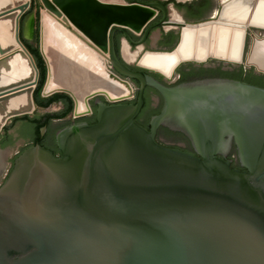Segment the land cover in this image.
Masks as SVG:
<instances>
[{"label":"water","instance_id":"obj_1","mask_svg":"<svg viewBox=\"0 0 264 264\" xmlns=\"http://www.w3.org/2000/svg\"><path fill=\"white\" fill-rule=\"evenodd\" d=\"M30 3L0 0V132L36 118L41 137L67 114L66 95L38 97L42 60L41 97L67 94L72 117L103 101L94 102V122L54 132L58 155L35 141L12 159L0 183V264H264V87L221 77L167 87L128 68L114 31L140 44L167 17L158 0H35L21 21ZM263 5L225 0L212 18L177 22L175 45L143 50L135 66L168 78L181 63L217 59L264 75L244 63L251 33L264 38L253 18ZM56 17L107 52L106 61ZM34 22L38 50L23 37ZM124 29L142 34L134 42ZM232 42L235 56L225 59L219 49ZM170 55L166 69L144 62ZM145 86L162 99L147 128L134 121ZM134 92V103L124 102ZM55 101L63 107L33 112L34 102ZM159 125L185 135L192 151L155 141ZM232 144L241 169L230 167Z\"/></svg>","mask_w":264,"mask_h":264},{"label":"flooded vegetation","instance_id":"obj_2","mask_svg":"<svg viewBox=\"0 0 264 264\" xmlns=\"http://www.w3.org/2000/svg\"><path fill=\"white\" fill-rule=\"evenodd\" d=\"M127 1L135 2V1H147V0H127ZM158 1H160L164 6H168L167 17L160 24L154 27H151L145 39L140 44L135 45L131 43V41L126 39L124 36H122V33L120 31H117V30L114 31L113 45H114L115 53L118 56V58L122 60L128 66V68L134 71H142L144 73H147L153 79H155L156 81L160 82L161 84L167 87L175 86L184 81H192V80L201 79V78H211V77L227 78L221 75L220 73H200V74L185 73L184 74L185 76L181 75L179 69L183 71H189L191 67L192 68L202 67L204 69H215L219 67L221 71H225V70L231 71L234 68L241 67L243 70H250L252 74L259 75L253 72L252 68L246 69V68H243L241 65H232L229 63H223L222 61L217 60V59H211L202 64H195L193 62L181 63L175 68L174 73L168 78H163L153 71H148V70L136 67L135 61L138 55L143 50L145 49L170 50L175 45L177 41V37H178L177 31H176V27H178V25H176L175 23L177 22L194 23V22L204 21L206 19L212 18L215 15L219 7V2H223L225 0H158ZM159 17H160V12L158 11L155 18L152 21H150L147 25L157 21ZM45 23L46 21L44 22V24ZM124 30L128 33L129 38L134 42L137 41L142 34V32L138 34H134L126 29ZM76 32L78 31L76 30ZM72 34L74 33L72 32ZM257 35H255V33H251V36H252L251 40H253V38L255 37H259L261 35L260 31L257 32ZM169 44L171 45L169 46ZM246 49H247V45L245 43L244 52L246 51ZM247 53H246V56H247ZM100 55L103 61H106V58L104 57L105 55L104 56L103 54H100ZM235 80H239V79H235ZM132 82L134 83V85L137 84L135 80H132ZM263 82H264V79H263ZM249 84L264 87V85H257L254 83H249ZM142 93H144L145 95L146 94L148 95V99H149L148 103L150 107L157 108V112L151 113L148 116L144 117L143 114L141 113V107H142L141 105L139 112L134 117V121L136 120L135 122L140 124L143 127L145 125H147L148 127L150 116L158 113L162 105V99L159 93L155 89L151 88L150 86H145L142 90ZM135 95H136V92H134V94L124 102L134 103ZM96 99L103 101V98L100 96L93 98L90 101L91 112L87 115L80 116V117H71L70 115L71 112H69V114L67 115V119L69 121L68 124L72 122H77V121H85L87 123H92L89 121L93 120L94 122V111H95L94 102ZM16 122H19V123L16 124ZM21 127H22V122L15 121L5 130H3V127H2V130L0 132V183L5 178L7 172L9 171L11 164H12V159L14 158V156H16V154H18L24 148V146L30 142L31 138L29 135L21 134L20 132ZM177 132L180 134H178ZM43 134L41 136H43ZM154 140L166 146L177 147L182 150L190 151L189 146H186L185 144V142L189 143L185 135H183L179 131L171 130L163 125H159L156 128L155 133H154ZM16 141H19V142L16 144V146L14 147V150L12 151V145H14ZM236 168L241 169V167H236Z\"/></svg>","mask_w":264,"mask_h":264},{"label":"trees","instance_id":"obj_3","mask_svg":"<svg viewBox=\"0 0 264 264\" xmlns=\"http://www.w3.org/2000/svg\"><path fill=\"white\" fill-rule=\"evenodd\" d=\"M34 3H35V1L34 0H31L30 8L23 13V15L21 17V21H22L23 17L30 12L32 5L34 6ZM36 31H37V24H36ZM35 36H36V39H37V32H36V35ZM170 45L171 44H169V46ZM24 47H25V45H24ZM35 47L38 50V47L37 46H35ZM27 51L29 52L28 49H27ZM35 65H36V63H35ZM42 66H43V79H42V82H41L40 87H39L38 97L40 99H45V98H47V97H49V96H51L53 94H57V93L64 94V95L67 96V98L69 100V109H68L67 114L64 117H62L60 119H57V121L60 120V122H58V123H53V121L50 122L45 127V132H44L43 136H41V137L39 135V127H40L41 123L36 118L19 119V121L22 122V127L20 129V132L23 135H29L30 136L31 139H30V142L27 145L35 144V141H36L37 144H39V145H41V146L49 149L54 155H58L59 152H58V150H57V148H56V146L54 144L53 135H54V132L57 129H60L61 127H63V126H65V125L68 124L69 121L67 119V115L71 111L72 102H71L70 97L67 94L63 93V92H53V93H51V94H49L48 96H45V97H41L39 95L40 88H41V86L43 84V81H44V78H45V66H44L43 60H42ZM36 68H37V66H36ZM37 70H38V68H37ZM179 71H180V73H181L182 76H185L184 75L185 73H195V74H200V73H220L221 75H223L224 77H227V78L239 79V80H242L244 82L254 83V84H257V85H264V82H263L264 76L262 74L255 75V74H252L250 72V70H243L241 67L234 68L231 71H228V70L221 71L219 69V67H217L215 69H204L202 67H199V68H192L191 67L189 69V71H183L181 69H179ZM34 89H35V87H34ZM34 89H33V91H34ZM33 91H32V93H33ZM141 97H142V101H143L142 107H141V113L143 114V116L146 117V116H148L151 113H156L157 112V108H151L150 105H149V103H148V101H149L148 95L147 94L145 95L144 93H142ZM56 102H60L62 104V107H63V103L61 101H55V102H52V103H56ZM34 104L38 108H46L51 103L50 104H47V105H44V106L37 105L35 102H34ZM79 119H81V118H79ZM89 122H93V120H90ZM144 127H147V125H145ZM178 134H180V133H178ZM185 144H186V146H189V150L191 151L192 149H190L191 147H190L189 143L188 142H185ZM27 145H25L24 147H26ZM227 157L230 158V160H231L230 167H240L238 165V162H237L236 157H235V149H234V145L233 144L231 145V148H230V151H229Z\"/></svg>","mask_w":264,"mask_h":264},{"label":"bare ground","instance_id":"obj_4","mask_svg":"<svg viewBox=\"0 0 264 264\" xmlns=\"http://www.w3.org/2000/svg\"><path fill=\"white\" fill-rule=\"evenodd\" d=\"M45 17L47 18V15ZM56 18L60 19V17H56ZM253 18L264 23V5L255 7L254 13H253ZM66 24H68L69 26H72L69 22H66ZM78 32H76V34L75 33L74 34L79 39H81V41H83L84 44L89 45L98 54H103V56L105 55L104 57L107 58L106 57L107 56V52L100 51L86 37H84L80 32L79 33ZM18 47H19V45L17 46V48ZM234 47H235L234 42H232V44H229L225 48H222V49H219V50H220V52H222L224 54V57L226 59L228 56H230V57L235 56V48ZM183 52H185V51H183ZM172 59H173V55H170L167 58L153 57V58L145 59L144 62L149 64V65L157 66V67H159L161 69H166L168 63L171 62ZM244 61H245L244 63L252 64V65H254V67L256 69L264 71V38L263 39L260 38V37L253 38V40L251 42V45H250V48H249V51H248L247 56H246ZM109 86L111 87L112 90L116 89V88L117 89L120 88L119 86H115L114 84L113 85L109 84Z\"/></svg>","mask_w":264,"mask_h":264},{"label":"crops","instance_id":"obj_5","mask_svg":"<svg viewBox=\"0 0 264 264\" xmlns=\"http://www.w3.org/2000/svg\"><path fill=\"white\" fill-rule=\"evenodd\" d=\"M64 27V26H63ZM36 23L34 22L32 28L30 29L29 32H25L24 31V34H23V37L26 38L27 40H29L30 42L34 43L35 46H37V39H36ZM29 33V34H27ZM79 39V38H78ZM81 41V39H80ZM83 42V41H82ZM56 80V79H55ZM112 91V89H110ZM48 96V95H47ZM50 105H55L57 106L58 108H61L62 104L60 102H56V103H51ZM49 105V106H50ZM47 108V107H46ZM38 109H45V108H38L36 107L35 110H38Z\"/></svg>","mask_w":264,"mask_h":264},{"label":"rangeland","instance_id":"obj_6","mask_svg":"<svg viewBox=\"0 0 264 264\" xmlns=\"http://www.w3.org/2000/svg\"><path fill=\"white\" fill-rule=\"evenodd\" d=\"M35 1V0H34ZM33 6V5H32ZM34 6H37L36 5V3H34ZM32 10V9H31ZM30 10V11H31ZM205 14V13H204ZM27 15V14H26ZM26 15L24 16V18L26 17ZM23 18V19H24ZM47 18H50L49 16H47ZM56 20H57V22L59 23V24H61V26H64L61 22V20L60 19H58V18H55ZM45 22V21H44ZM71 28H73L72 26H70ZM73 29H75V28H73ZM73 33H75L76 34V29L74 30V32ZM80 40V39H79ZM82 42V41H81ZM83 43V42H82ZM86 43V42H85ZM89 46V45H88ZM90 47V46H89ZM91 48V47H90ZM91 50H93L94 52H96L94 49H92L91 48ZM97 53V52H96ZM100 55V54H99ZM100 57H101V55H100ZM102 58V57H101ZM103 60V59H102ZM77 99H78V97H76ZM76 99V100H77ZM55 109H59L57 106H55V105H50V106H48L47 108H45V109H38V110H34L33 112H45V111H50V110H55ZM32 112V113H33ZM17 121H19V120H17ZM58 122H60V120H55V121H53V123H58ZM19 122H16V124H18ZM19 141H16V143L14 144V145H12V151L14 150V147L16 146V144L18 143ZM180 144H182V143H180Z\"/></svg>","mask_w":264,"mask_h":264},{"label":"built area","instance_id":"obj_7","mask_svg":"<svg viewBox=\"0 0 264 264\" xmlns=\"http://www.w3.org/2000/svg\"><path fill=\"white\" fill-rule=\"evenodd\" d=\"M68 30H70L71 32H73L72 31V28L68 25V24H64L63 22H61ZM107 57V56H106ZM70 115H71V113H70ZM72 117V116H71Z\"/></svg>","mask_w":264,"mask_h":264}]
</instances>
